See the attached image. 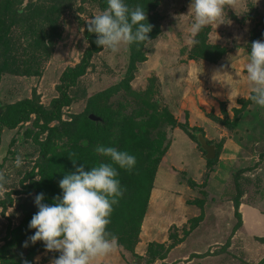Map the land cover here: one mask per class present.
Masks as SVG:
<instances>
[{
    "label": "rangeland",
    "instance_id": "374dc122",
    "mask_svg": "<svg viewBox=\"0 0 264 264\" xmlns=\"http://www.w3.org/2000/svg\"><path fill=\"white\" fill-rule=\"evenodd\" d=\"M29 2L19 5L24 15L10 24L0 0V115L7 104L34 93L45 106L58 96L62 73L87 47L83 22L101 12L89 0H73L61 9L52 0H33L50 13L41 22L31 16ZM189 3L160 0L161 32L145 45V58L129 82L128 45L96 55L81 77L78 97L41 137L50 133V185L59 195L61 162L71 166L74 159L87 170L110 162L95 152L98 145L136 158L131 171L117 168L123 194L106 229L116 237V247L93 264H134L136 259L143 264H264V108L245 98L251 95L247 52L252 41L264 39V0H234L236 10L226 7L222 23L196 36L189 30ZM217 70L229 74L227 82L210 83ZM91 113L107 123L95 127ZM34 131L28 121L4 128L1 135L0 264H51L59 255L28 240L35 230L27 227L26 214L38 210L35 195L43 193L48 204L54 199L49 189L33 188L27 176L37 172ZM197 133L216 145L214 162L206 158ZM17 156L20 167L14 164ZM140 158L146 160L145 171L154 167V179L147 197L138 200L136 193L147 181L136 176L145 172L138 168Z\"/></svg>",
    "mask_w": 264,
    "mask_h": 264
},
{
    "label": "clouds",
    "instance_id": "9594fccd",
    "mask_svg": "<svg viewBox=\"0 0 264 264\" xmlns=\"http://www.w3.org/2000/svg\"><path fill=\"white\" fill-rule=\"evenodd\" d=\"M226 7L236 10L234 0H190L187 14L192 18L190 34L196 36L205 27L222 23ZM86 21L87 31L95 34L94 43L102 51L117 53L122 45L149 40L151 25L144 8H129L124 0H106L105 9ZM247 53L245 73L251 95L245 98L264 108V39L252 41ZM227 75L217 70L210 77V83L227 82ZM95 152L110 162H101L86 171L72 159L75 171L59 180L61 193L53 203H44L43 193L34 197L38 210L29 221L28 228L35 231L28 240L33 244L40 241L45 251L59 253L51 264H93L116 247V237L106 229L112 206L123 194L117 168L131 171L136 158L111 146L98 145ZM22 163L17 156L15 166L20 167Z\"/></svg>",
    "mask_w": 264,
    "mask_h": 264
},
{
    "label": "trees",
    "instance_id": "16d2710c",
    "mask_svg": "<svg viewBox=\"0 0 264 264\" xmlns=\"http://www.w3.org/2000/svg\"><path fill=\"white\" fill-rule=\"evenodd\" d=\"M24 0H5V5L7 7L6 11L9 13L8 18L10 21V24H14L17 22L18 19H16L19 15H24V12L19 11V5ZM48 1V0H44ZM56 5H58L61 8L71 7L73 4V0H52ZM90 2L94 3L98 9L102 12L106 7V0H89ZM124 3L129 8H134L136 6H140L144 8L147 22L151 25V31L148 33L149 40L142 42L140 44H131L128 45L130 50V59H129V69H128V77L125 79V82H129L132 77V72L134 71L136 64L144 60V51H145V45L155 38L160 32H161V22H160V15L157 11V8L160 4V0H124ZM44 5L39 4L36 5L33 3V0H30L28 4V8L31 11L32 17H38V21L44 22V20L50 19V13L46 14V10L43 9ZM52 10V9H51ZM51 12V11H50ZM83 36L87 43V47L84 50L82 57L78 63H76L74 66L67 67L64 72L62 73L60 77V82L57 85V91L58 96H56L54 99H52L51 103L48 106L43 105L40 100L39 96L34 93L33 96L29 99H24L17 101L13 104H7L5 108H3V112L0 115V144H1V135L4 128L8 129H14L19 124L24 122H32V126L34 128L33 133V142L38 145L39 147V156L36 161V167L37 172L35 170H32L28 176V178L31 179L32 183L35 184L33 188H37L39 186L49 189L51 196L54 198L59 195L57 193V188L50 185L52 181L50 180V174H51V163H52V157L50 156V133L45 139H42V135L45 134L48 130L49 124H51L54 121H60L62 119L63 115V109L67 106H70L73 103V100L78 97L75 92L80 87L81 83V77L88 71L89 68L93 67V59L96 55H98L102 49L97 47V45L94 43L96 36L93 33H89L87 31V21L83 22ZM89 114V112H88ZM94 114V113H93ZM102 118L101 122L93 121L89 118L88 119L95 125V127H101L106 124V119L100 115L96 114ZM209 144L210 141H208ZM205 152V150H203ZM218 152V151H217ZM213 159H209L208 161L214 162L217 159V154ZM139 164L141 165L138 168L144 169V164H146V160L140 158ZM93 164H90L88 167L91 168ZM78 166V165H77ZM61 167L59 169L60 174H58V178L56 181V186H58L59 180L63 177L64 174L68 172L75 171V168L73 165L69 166V163H62ZM86 170L87 167L85 166ZM154 173V167L152 165L146 166V171L142 172V174H137L136 176L140 177L141 175H144L143 179L141 181L143 182V189L141 191H137V195L135 196V199H138L141 196H144L145 198L150 193L152 186H153V176ZM40 175V180L35 182L34 176ZM128 176V174H127ZM130 182H135L133 176L130 177ZM56 180V179H55ZM140 181V180H139ZM44 187V188H43ZM30 188V186H29ZM59 188V186H58ZM61 193V191H60ZM143 194V195H142ZM141 195V196H140ZM44 202V201H43ZM50 202L46 201V204ZM53 203V202H52ZM135 204V200H134ZM145 206V205H144ZM238 206L239 203L236 204V213H238ZM127 211V213H131V210L124 207V212ZM36 212L31 213L30 216L26 214V223L29 224V221L31 220L33 214ZM239 214V213H238ZM127 217V216H126ZM28 227V226H27ZM138 227V225H137Z\"/></svg>",
    "mask_w": 264,
    "mask_h": 264
},
{
    "label": "water",
    "instance_id": "95a60500",
    "mask_svg": "<svg viewBox=\"0 0 264 264\" xmlns=\"http://www.w3.org/2000/svg\"><path fill=\"white\" fill-rule=\"evenodd\" d=\"M89 118L93 121H96V122L102 121L101 117H99L93 113H91L89 115ZM197 138H198V141L201 145V148L203 150H205V152H206V158L207 159H213L216 156V145L215 144H209L208 140L206 139V137L202 133H197ZM134 264H143V262L141 259H136L134 261Z\"/></svg>",
    "mask_w": 264,
    "mask_h": 264
}]
</instances>
